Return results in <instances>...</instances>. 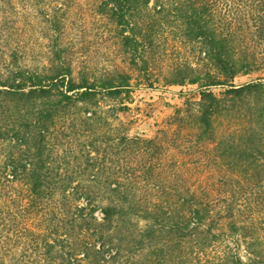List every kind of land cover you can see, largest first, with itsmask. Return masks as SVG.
<instances>
[{"label":"trees","instance_id":"trees-1","mask_svg":"<svg viewBox=\"0 0 264 264\" xmlns=\"http://www.w3.org/2000/svg\"><path fill=\"white\" fill-rule=\"evenodd\" d=\"M84 1L124 68L78 63L80 0H0V264H264V0ZM133 81L197 98L131 137Z\"/></svg>","mask_w":264,"mask_h":264},{"label":"rangeland","instance_id":"rangeland-1","mask_svg":"<svg viewBox=\"0 0 264 264\" xmlns=\"http://www.w3.org/2000/svg\"><path fill=\"white\" fill-rule=\"evenodd\" d=\"M94 9L87 7L84 0H80V6L74 9L68 27V39L78 44L77 47L83 53L78 63L86 62L94 73L109 71L114 67L124 68L122 59L117 52L118 42L111 36L110 28L94 13ZM80 55V54H78ZM85 63V64H86ZM128 71V69H126ZM168 72L165 67L159 65L150 72L151 78H162ZM136 76V74H133ZM138 76V75H137ZM140 76L137 79L141 80ZM258 76L251 74L239 76L233 82L234 85H243L254 81ZM264 85V80L262 81ZM133 85H139L130 94L128 110L119 114V124L127 132L128 136H142L153 138L158 136L161 129H165L169 118L177 108H183L191 98H197L196 86L185 85L164 86L161 82L147 88L143 82L135 81ZM145 85V84H144ZM212 91L219 95L221 88H213ZM110 103V102H108Z\"/></svg>","mask_w":264,"mask_h":264}]
</instances>
